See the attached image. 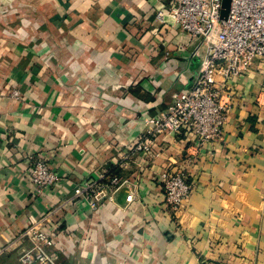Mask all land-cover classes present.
Segmentation results:
<instances>
[{
	"label": "crops",
	"instance_id": "1",
	"mask_svg": "<svg viewBox=\"0 0 264 264\" xmlns=\"http://www.w3.org/2000/svg\"><path fill=\"white\" fill-rule=\"evenodd\" d=\"M167 0H0V264H16L20 235L42 226L57 264H264L263 75L239 77L221 138L161 137L152 159L123 161L143 114L190 88L196 41L157 17ZM28 153L58 181L35 193ZM123 161V162H122ZM185 171L184 208L164 205L160 173ZM117 174L112 198L71 205L74 188ZM112 171V172H111Z\"/></svg>",
	"mask_w": 264,
	"mask_h": 264
},
{
	"label": "built area",
	"instance_id": "2",
	"mask_svg": "<svg viewBox=\"0 0 264 264\" xmlns=\"http://www.w3.org/2000/svg\"><path fill=\"white\" fill-rule=\"evenodd\" d=\"M222 0H167L157 17L172 18L181 32L196 41L194 53L200 63L193 85L175 92L170 105L155 114H143L140 133L133 148L123 154L125 162L134 159L140 164L149 161L161 137L179 136L204 144L221 138L231 108V91L239 77L256 65L263 75L260 91L255 95L264 105V0H231L227 18H221ZM29 173L35 193L50 190L58 174L49 161L28 153ZM122 161V162H123ZM163 203L180 211L192 195L195 184L184 170L163 169L160 173ZM120 183L117 174L102 171L98 179H86L74 188L71 205L85 201L91 210L98 209L112 198L111 190ZM59 218L57 209H49L37 222L20 235L30 240L21 248L16 264H57V250L50 233L42 226Z\"/></svg>",
	"mask_w": 264,
	"mask_h": 264
},
{
	"label": "water",
	"instance_id": "3",
	"mask_svg": "<svg viewBox=\"0 0 264 264\" xmlns=\"http://www.w3.org/2000/svg\"><path fill=\"white\" fill-rule=\"evenodd\" d=\"M230 5H231V0H222L221 2V12H220V17L221 18H227L228 16V12L230 9Z\"/></svg>",
	"mask_w": 264,
	"mask_h": 264
},
{
	"label": "trees",
	"instance_id": "4",
	"mask_svg": "<svg viewBox=\"0 0 264 264\" xmlns=\"http://www.w3.org/2000/svg\"><path fill=\"white\" fill-rule=\"evenodd\" d=\"M112 172V171H111Z\"/></svg>",
	"mask_w": 264,
	"mask_h": 264
}]
</instances>
